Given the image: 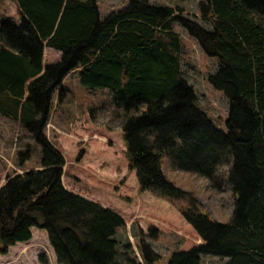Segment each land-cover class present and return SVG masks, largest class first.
<instances>
[{"label": "trees", "instance_id": "16d2710c", "mask_svg": "<svg viewBox=\"0 0 264 264\" xmlns=\"http://www.w3.org/2000/svg\"><path fill=\"white\" fill-rule=\"evenodd\" d=\"M13 1L19 21L0 22V115L18 122L41 156L39 168L7 174L0 186V252L29 240L37 227L46 231L58 264H156L161 258L146 240L157 238L155 225L139 230L138 256L115 238L125 225L116 211L63 185L65 159L45 129L54 93L63 100L62 80L76 70L84 87L110 91L138 193L167 201L177 211L172 216L197 237L172 251L166 264H201L202 253L228 257L224 264H264V0H198V15L210 29L178 5L147 0H129L103 18L97 0ZM174 22L218 59L208 80L227 98L226 132L197 106ZM45 46L60 58L44 64ZM163 155L214 188L226 167L233 194L227 221L214 219L167 178ZM27 158V149L17 153L19 164Z\"/></svg>", "mask_w": 264, "mask_h": 264}, {"label": "rangeland", "instance_id": "374dc122", "mask_svg": "<svg viewBox=\"0 0 264 264\" xmlns=\"http://www.w3.org/2000/svg\"><path fill=\"white\" fill-rule=\"evenodd\" d=\"M149 3L178 5L182 15L188 16L210 29V24L198 15V0H147ZM129 0H97L99 15L125 6ZM11 0H0V22H18ZM173 30L181 39V67L183 76L197 95V106L203 110L214 126L226 132L228 101L223 92L208 80L218 65L215 56L203 52L197 41L178 23ZM43 63L60 58V51L44 47ZM63 100L53 95L52 108L46 124L47 137L56 144L65 159L63 185L88 199L116 211L125 222L116 228L115 238L121 244L130 243L139 256L137 241L139 230L155 225L156 239L146 240L160 254L156 264H166L172 251L189 247L196 235L187 229L181 217H174L176 209L167 201L149 192L138 193L133 170L128 169L125 147L121 138L120 119L109 103L107 88L90 89L80 82L76 70L62 80ZM90 108L94 109L92 112ZM91 112V113H90ZM29 151V158L19 164L17 153ZM41 149L24 128L10 118L0 115V186L7 174L39 168ZM164 174L186 192L192 194L204 210L218 221H227L233 203V194L224 181L226 167L221 170V184L211 187L209 181L192 172L173 167L167 155L162 156ZM183 203V202H182ZM176 212V213H175ZM177 215V214H176ZM168 218H165V217ZM31 238L17 242L5 253L0 252V264H58L48 242L45 230L31 227ZM197 238V237H196ZM1 245V242H0ZM118 244L117 249L120 250ZM43 258L44 262L40 260ZM228 257L200 254L201 264H224Z\"/></svg>", "mask_w": 264, "mask_h": 264}, {"label": "crops", "instance_id": "0c3cea01", "mask_svg": "<svg viewBox=\"0 0 264 264\" xmlns=\"http://www.w3.org/2000/svg\"><path fill=\"white\" fill-rule=\"evenodd\" d=\"M13 3H14V5H15V11H14V14H16V17H18V21H19V19H20V15H19V12H18V10H17V6H16V4H15V2L13 1V0H11Z\"/></svg>", "mask_w": 264, "mask_h": 264}]
</instances>
